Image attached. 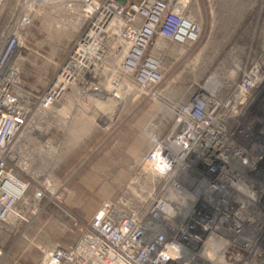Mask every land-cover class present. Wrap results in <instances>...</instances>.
Instances as JSON below:
<instances>
[{"label": "built area", "instance_id": "built-area-1", "mask_svg": "<svg viewBox=\"0 0 264 264\" xmlns=\"http://www.w3.org/2000/svg\"><path fill=\"white\" fill-rule=\"evenodd\" d=\"M196 2L0 0V264H8L7 232L30 227L66 198L22 154L31 134L50 114L69 120L74 108L131 86L157 99L165 44L201 41ZM48 6L77 15L81 28L57 74L36 90L22 62L29 30ZM231 72L210 75L170 108L169 131L152 138L141 161L151 192L106 201L78 242L46 252L43 264H264V53ZM43 145L57 146L49 138Z\"/></svg>", "mask_w": 264, "mask_h": 264}, {"label": "rangeland", "instance_id": "rangeland-1", "mask_svg": "<svg viewBox=\"0 0 264 264\" xmlns=\"http://www.w3.org/2000/svg\"><path fill=\"white\" fill-rule=\"evenodd\" d=\"M191 13L202 27L201 41L184 47L165 44L166 81L157 99L131 86L110 100L109 112L95 103L74 108L65 120L57 111L40 126L41 132L31 134L22 154L32 160L36 176L64 186L66 198L60 207L49 203L30 227L7 232L8 263L43 264L46 252L78 242L103 203L125 193L151 192L153 178L141 161L152 138L169 131L170 108L210 75L226 78L234 65L243 67L264 53V0H197ZM80 28L79 17L62 6L39 10L22 62L23 78L31 88L43 90L57 74ZM46 138L55 142V149H45ZM35 181L31 193L39 186Z\"/></svg>", "mask_w": 264, "mask_h": 264}, {"label": "bare ground", "instance_id": "bare-ground-1", "mask_svg": "<svg viewBox=\"0 0 264 264\" xmlns=\"http://www.w3.org/2000/svg\"><path fill=\"white\" fill-rule=\"evenodd\" d=\"M214 77H215V76H214ZM216 77H217V76H216ZM119 96H120V94L117 93L113 98L108 97V98H106V99H104V100H100V101H97V102H95V103L97 104V106H98L99 108L103 109L104 111L109 112V111H110V109H109V106H110V100H116L117 98H120Z\"/></svg>", "mask_w": 264, "mask_h": 264}, {"label": "crops", "instance_id": "crops-1", "mask_svg": "<svg viewBox=\"0 0 264 264\" xmlns=\"http://www.w3.org/2000/svg\"><path fill=\"white\" fill-rule=\"evenodd\" d=\"M8 264H10V263H8Z\"/></svg>", "mask_w": 264, "mask_h": 264}]
</instances>
